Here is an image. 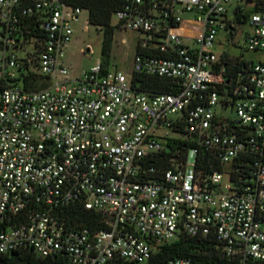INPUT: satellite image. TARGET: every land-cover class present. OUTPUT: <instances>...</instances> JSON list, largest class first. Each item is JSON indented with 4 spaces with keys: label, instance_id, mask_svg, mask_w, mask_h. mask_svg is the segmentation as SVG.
Returning a JSON list of instances; mask_svg holds the SVG:
<instances>
[{
    "label": "built area",
    "instance_id": "2783aa9c",
    "mask_svg": "<svg viewBox=\"0 0 264 264\" xmlns=\"http://www.w3.org/2000/svg\"><path fill=\"white\" fill-rule=\"evenodd\" d=\"M187 13L202 25L196 39ZM114 17L138 34L133 72L174 92L136 90L101 61L74 75L66 52L76 25L89 30L88 9L0 0V256L145 264L187 235L264 262V59L212 51L248 24L247 50L264 54V0H123ZM73 207L96 225L56 213Z\"/></svg>",
    "mask_w": 264,
    "mask_h": 264
},
{
    "label": "trees",
    "instance_id": "16d2710c",
    "mask_svg": "<svg viewBox=\"0 0 264 264\" xmlns=\"http://www.w3.org/2000/svg\"><path fill=\"white\" fill-rule=\"evenodd\" d=\"M67 3L89 10V22L103 32L101 65L104 70L109 68V59L115 33L119 25L112 23V17L122 7L123 0H64ZM139 51L138 46H136ZM238 62L232 61L229 70H234ZM131 84L136 90L148 93L174 92L173 83L169 79L147 76L132 72ZM177 145L182 143L177 142ZM205 168H209L206 156L201 157ZM68 223H80L86 226H95L98 215L81 207L69 208L56 212ZM174 258H187L199 264H264L262 261L248 258L242 263L238 258L228 257L213 238H198L181 236L174 241L159 245L152 258L145 264H163ZM0 264H68L64 257L43 258L30 249L14 251L0 256ZM106 264H135L123 259H114Z\"/></svg>",
    "mask_w": 264,
    "mask_h": 264
},
{
    "label": "rangeland",
    "instance_id": "374dc122",
    "mask_svg": "<svg viewBox=\"0 0 264 264\" xmlns=\"http://www.w3.org/2000/svg\"><path fill=\"white\" fill-rule=\"evenodd\" d=\"M192 17V14H184L183 26L188 29L191 38L196 39L202 33V25L196 20H192ZM85 18H87L86 12L82 15V22ZM82 22L76 25V33L73 37L71 48L66 52L67 64L72 69L73 74L76 75L90 70L102 59V30L90 24L88 26L89 30L85 32L83 31ZM116 22L117 19L113 16L112 23L115 24ZM249 28L248 24L237 26L239 33L232 40H229L226 32L219 33L212 51L218 56L228 53L234 59L244 58L247 61L255 62L264 59V54L249 51L246 48L244 33ZM137 42L138 34L129 31H116L108 65L110 71H120L125 75L132 74ZM27 49L32 51L31 46H28Z\"/></svg>",
    "mask_w": 264,
    "mask_h": 264
},
{
    "label": "crops",
    "instance_id": "0c3cea01",
    "mask_svg": "<svg viewBox=\"0 0 264 264\" xmlns=\"http://www.w3.org/2000/svg\"><path fill=\"white\" fill-rule=\"evenodd\" d=\"M71 45H72V44H71ZM71 45H70L69 49L71 48ZM69 49H68V50H69ZM72 72H73V71H72ZM74 75H76V74H74ZM77 75H78V74H77Z\"/></svg>",
    "mask_w": 264,
    "mask_h": 264
}]
</instances>
